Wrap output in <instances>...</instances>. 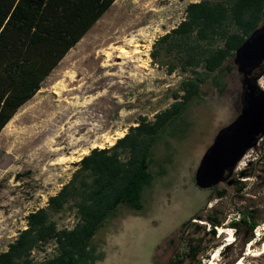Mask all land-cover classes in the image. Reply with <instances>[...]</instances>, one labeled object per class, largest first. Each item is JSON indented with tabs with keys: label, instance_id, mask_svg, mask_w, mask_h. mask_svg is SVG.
<instances>
[{
	"label": "rangeland",
	"instance_id": "obj_1",
	"mask_svg": "<svg viewBox=\"0 0 264 264\" xmlns=\"http://www.w3.org/2000/svg\"><path fill=\"white\" fill-rule=\"evenodd\" d=\"M199 1L117 0L2 130L0 253L28 228L30 213L48 207L93 149L111 148L142 118L154 121L175 102V93L183 95L182 83L193 75L182 70L178 52L169 53L158 42L185 20L187 6ZM218 77L220 86L206 84L201 99L188 108L177 136L158 144L152 170L165 173L145 190L143 209L121 207L94 238L104 256L96 264H176L181 254L182 264H213L217 252L215 264L244 258L246 264H264V231L257 236L264 225V134L217 186L225 191L223 198L195 183L203 156L240 113L238 69ZM257 83L264 90V70ZM247 210L260 222L248 244L245 226L236 232L231 225ZM215 216L221 224L212 238L209 218ZM52 220L58 229H71L77 212L68 205ZM192 246L200 250L194 260ZM56 253L50 243L31 259L37 264Z\"/></svg>",
	"mask_w": 264,
	"mask_h": 264
},
{
	"label": "trees",
	"instance_id": "obj_2",
	"mask_svg": "<svg viewBox=\"0 0 264 264\" xmlns=\"http://www.w3.org/2000/svg\"><path fill=\"white\" fill-rule=\"evenodd\" d=\"M116 1L0 0V133ZM263 16L264 0H201L189 4L185 20L158 42L167 52H178L182 70L193 75L183 81V95L175 93V102L154 121L142 118L111 148L93 149L85 156L73 179L50 197L48 207L28 215V228L0 253V264H36L32 253L50 243H55L56 255L37 264L101 261L104 256L98 253L94 238L121 207L143 209L145 190L156 175L165 173L161 170L155 175L152 170L157 165L158 144L166 136L175 137L176 128L185 125V113L201 99L206 84L220 86L218 75L237 68V50L263 26ZM263 70L259 68L257 75ZM224 192L219 191V196L224 197ZM68 205L77 212L78 222L71 229H58L52 214ZM210 221L214 226L209 234L214 238L221 220L215 216ZM259 224L252 210L231 223L236 232L245 226L246 244L254 239ZM188 226L185 223L180 230L185 232ZM192 248L194 260L200 250ZM177 257L176 264H182L185 255Z\"/></svg>",
	"mask_w": 264,
	"mask_h": 264
},
{
	"label": "water",
	"instance_id": "obj_3",
	"mask_svg": "<svg viewBox=\"0 0 264 264\" xmlns=\"http://www.w3.org/2000/svg\"><path fill=\"white\" fill-rule=\"evenodd\" d=\"M235 64L243 77L246 100L240 115L218 133L200 162L195 183L202 190L224 182L264 134V90L257 83L260 75L252 77L264 67V24L237 50Z\"/></svg>",
	"mask_w": 264,
	"mask_h": 264
},
{
	"label": "flooded vegetation",
	"instance_id": "obj_4",
	"mask_svg": "<svg viewBox=\"0 0 264 264\" xmlns=\"http://www.w3.org/2000/svg\"><path fill=\"white\" fill-rule=\"evenodd\" d=\"M257 71H258V69H256L253 73H252V77H254V76H257ZM242 81H243V79H242ZM245 100H246V88L243 86V82H242V92H241V98H240V105H241V107H240V113H241V111H242V108H243V105H244V102H245ZM240 113H239V115H240ZM238 115V116H239ZM237 116V117H238ZM237 119V118H236ZM235 119V120H236ZM234 120V121H235ZM229 125H231V124H229ZM228 125V126H229ZM227 127V126H226ZM215 140H216V138L214 139V142H215ZM214 142H213V144L210 146V148L208 149V150H210L211 149V147L214 145ZM227 175V177L230 175L229 173H227L226 174ZM218 186V185H217ZM217 186H215V187H213V188H211V190H216L217 192H216V195L217 196H219V191L217 190ZM202 190V189H201ZM207 190H210V189H207ZM221 198H223V197H221ZM211 218V217H210ZM209 218V219H210ZM182 245V244H181Z\"/></svg>",
	"mask_w": 264,
	"mask_h": 264
},
{
	"label": "bare ground",
	"instance_id": "obj_5",
	"mask_svg": "<svg viewBox=\"0 0 264 264\" xmlns=\"http://www.w3.org/2000/svg\"><path fill=\"white\" fill-rule=\"evenodd\" d=\"M138 45H139V44H138ZM124 50H125V49H123L122 52H123ZM122 52H121V53H122ZM127 53H128V52H127ZM222 230H223V229H222ZM261 231H264V225H262V226L259 227L258 232H257V234H258L257 236L260 235V232H261ZM223 233H224V232H223ZM252 246H253V244L251 245V247H252ZM254 247H255V246H254ZM253 252H254V251L250 250L249 254H250V253H253ZM261 254H264V247H263V250L261 251ZM217 255H218V252H217V254H215V259H214V261H213V264H215V262H216ZM238 264H246V263H245V258H244V259H241V260L238 262Z\"/></svg>",
	"mask_w": 264,
	"mask_h": 264
},
{
	"label": "built area",
	"instance_id": "obj_6",
	"mask_svg": "<svg viewBox=\"0 0 264 264\" xmlns=\"http://www.w3.org/2000/svg\"><path fill=\"white\" fill-rule=\"evenodd\" d=\"M218 229V228H217Z\"/></svg>",
	"mask_w": 264,
	"mask_h": 264
}]
</instances>
